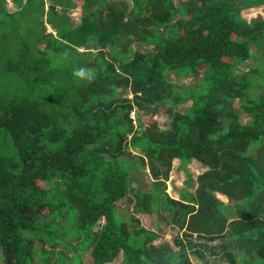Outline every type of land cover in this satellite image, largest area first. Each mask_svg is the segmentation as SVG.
<instances>
[{
    "label": "trees",
    "instance_id": "trees-1",
    "mask_svg": "<svg viewBox=\"0 0 264 264\" xmlns=\"http://www.w3.org/2000/svg\"><path fill=\"white\" fill-rule=\"evenodd\" d=\"M259 6L84 0L75 23V0H0V264H105L120 252L123 264H264V62L234 69L264 54V16L242 14ZM162 108L167 128L140 116ZM176 158L208 167L183 199L167 191ZM143 167L152 181L137 190Z\"/></svg>",
    "mask_w": 264,
    "mask_h": 264
},
{
    "label": "rangeland",
    "instance_id": "rangeland-1",
    "mask_svg": "<svg viewBox=\"0 0 264 264\" xmlns=\"http://www.w3.org/2000/svg\"><path fill=\"white\" fill-rule=\"evenodd\" d=\"M75 1L78 3V7L70 10V14L72 15L74 22L76 23V22L80 21L81 14H82L81 5L83 4L84 0H75ZM7 6L10 10H15L17 8L16 5L13 4L11 1H8ZM129 8H131V6H129ZM258 13H261L264 16V8H262L260 10L259 9H256V10L255 9L254 10L243 9L242 10V14L249 19ZM262 55H264V54H261L258 56L259 62H257V63L254 59H250L248 61V64H245V65L244 64H242V65L238 64L234 68L235 72L241 73L243 71H248L250 69L256 68L259 65H262L264 62V57L261 58ZM262 70L264 71V67H262ZM255 75H258V74L255 73ZM170 78L174 81H178L179 84H187V85H191V86L197 84V82L195 81L193 76L180 78L176 74H170ZM263 88H264V85H262L261 89L256 91L255 94L259 93ZM241 95L242 94L238 93L235 95V98H234V101H236L235 106L238 108L242 107V105L240 104V100L242 99ZM190 104H191V102L189 101L185 104L177 105L176 108L181 110V111H185L189 108ZM136 115H137V113H135V112L132 113V116L134 118L136 117ZM140 116L145 123L149 124L152 120V121L157 122L161 128H167V127H169V124H170V116L167 114V112L164 111V108L158 110L157 112H154L151 115L150 114L147 115L145 113H142V114H140ZM240 116H241L243 122H247L250 118V115L248 113L244 112V110H243V112H241ZM207 168L208 167L205 164H203L202 162H200L197 159H192L191 162H189L187 165H185L184 168H181L180 167V160L177 158L174 159L173 166H172L171 172H170V178L167 182V184H168L167 191L169 192V194L171 196L178 198V199L179 198L183 199V195L181 194V191L184 189V190H188V191L193 192L196 189V185L198 184V182H197L198 175L203 173ZM188 174H190L192 176V178L195 180L194 186L187 184ZM151 181H152V177L149 173L148 167H143L139 171L138 178L136 179V181H134V188L137 190H139V189L148 190L150 187ZM220 197L222 198V200L225 203L230 204V200L225 195L220 194ZM130 204H131V206H133V203H130ZM118 206H119V210L121 211V213H125V208H126L125 206H127L126 200L124 201V199H122L121 201H119ZM225 211L227 212L229 217H233V218L235 217V213H233V210L231 208H227V209H225ZM134 215H135V217L140 218V222H141L142 226H145L149 229H157L158 226H160L162 228L163 224L159 223V221H158L159 215L156 212H152V213H139L138 212V213H135ZM65 222H66V220L61 221V223H65ZM104 222H105L104 219L99 221L97 223V225L94 227V230L95 231L99 230L102 227V225L104 224ZM162 229L165 231L164 237L166 239H172L175 236V232H176L175 230H173L167 226H164ZM79 238H81V237H79ZM78 240L79 239H77V240L73 239L71 241L73 242V244H77ZM45 245H46V247L53 248L49 242H46ZM61 248H62L61 245L58 247H55L54 248L55 253L57 251H59V249H61ZM82 250H83L82 247L79 246L78 251L82 252ZM0 256H1V252H0ZM192 258H193L192 260L196 264H201L195 256H193ZM209 258H210V261H209L210 264H228V262L225 259L223 260V259H220L219 257H216V258L209 257ZM123 261H124V253L120 252L118 254V256L113 261L107 262L105 264H123ZM1 262H2V260H1Z\"/></svg>",
    "mask_w": 264,
    "mask_h": 264
},
{
    "label": "clouds",
    "instance_id": "clouds-1",
    "mask_svg": "<svg viewBox=\"0 0 264 264\" xmlns=\"http://www.w3.org/2000/svg\"><path fill=\"white\" fill-rule=\"evenodd\" d=\"M74 75L80 78H87L88 80H91L94 77V73L91 70L85 71L84 69L77 70Z\"/></svg>",
    "mask_w": 264,
    "mask_h": 264
},
{
    "label": "crops",
    "instance_id": "crops-1",
    "mask_svg": "<svg viewBox=\"0 0 264 264\" xmlns=\"http://www.w3.org/2000/svg\"><path fill=\"white\" fill-rule=\"evenodd\" d=\"M262 8H264V6H259V7H251V8H249V10H256V9H262ZM259 14V15H258ZM258 14H256L255 16H253L252 18H248L249 20H252V19H255V18H258V17H260V16H263V14H261V13H258ZM219 196H220V194H219Z\"/></svg>",
    "mask_w": 264,
    "mask_h": 264
}]
</instances>
